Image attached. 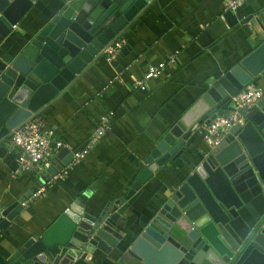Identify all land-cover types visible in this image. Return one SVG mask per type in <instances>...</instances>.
I'll list each match as a JSON object with an SVG mask.
<instances>
[{
  "label": "crops",
  "instance_id": "obj_1",
  "mask_svg": "<svg viewBox=\"0 0 264 264\" xmlns=\"http://www.w3.org/2000/svg\"><path fill=\"white\" fill-rule=\"evenodd\" d=\"M58 3L38 0L3 48H13L17 57L37 27L54 16ZM121 39L127 46L115 62L102 57L40 116L66 149L85 147L88 153L43 185L0 232V264H9L25 241L42 235L75 201L98 217L124 199L169 129L264 42V0H249L236 14L225 11L224 0H155ZM170 57H176L175 65L150 80L145 91L136 89L150 67ZM259 86L264 89V73ZM109 113L110 130L89 147ZM203 128L182 158L167 163L143 187L119 224V246L109 255L97 250L76 264H181L191 242L160 211L195 157L210 150ZM55 164L54 158L41 176L19 174L8 138L0 146L3 211H10Z\"/></svg>",
  "mask_w": 264,
  "mask_h": 264
},
{
  "label": "water",
  "instance_id": "obj_2",
  "mask_svg": "<svg viewBox=\"0 0 264 264\" xmlns=\"http://www.w3.org/2000/svg\"><path fill=\"white\" fill-rule=\"evenodd\" d=\"M37 1L0 0V146L13 131L41 116L155 0H59L54 16L37 27L13 58V48L3 44ZM263 73L264 42L169 129L124 199L98 217L75 201L42 235L25 241L9 264H76L97 250L109 255L122 241L119 224L143 187L163 166L183 157L194 134L231 111L233 98L247 85L258 86ZM240 113L246 124L195 157L160 211L191 242L181 264H264V98ZM84 149L61 150L49 173L4 212L0 232Z\"/></svg>",
  "mask_w": 264,
  "mask_h": 264
},
{
  "label": "built area",
  "instance_id": "obj_3",
  "mask_svg": "<svg viewBox=\"0 0 264 264\" xmlns=\"http://www.w3.org/2000/svg\"><path fill=\"white\" fill-rule=\"evenodd\" d=\"M249 0H224L226 12L236 14ZM126 41L118 39L102 50V57L109 63L115 62L126 48ZM176 57H170L167 62L149 68L142 81L136 83V89L145 91L148 82L159 78L168 65H175ZM264 98V89L257 85H247L233 98L234 108L227 114L218 116L206 124L202 131L204 143L214 149L219 146L229 132L236 126H244L246 118L240 111H251L257 107ZM113 113L102 117L97 132L90 139L89 147L97 144L104 134L110 130V120ZM10 147L16 151V161L19 174H33L41 176L50 168L53 159L61 150L68 146L59 140L54 132L47 127L43 118L35 117L19 129L12 132L9 137ZM88 153V149L74 155V163H79ZM4 211L0 205V220L4 219Z\"/></svg>",
  "mask_w": 264,
  "mask_h": 264
}]
</instances>
